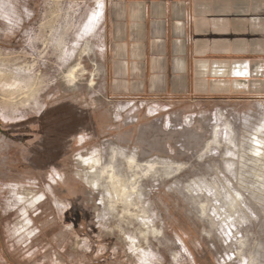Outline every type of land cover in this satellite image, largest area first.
<instances>
[{"label":"rangeland","instance_id":"374dc122","mask_svg":"<svg viewBox=\"0 0 264 264\" xmlns=\"http://www.w3.org/2000/svg\"><path fill=\"white\" fill-rule=\"evenodd\" d=\"M248 2L222 0L246 19L222 59L251 64L249 88L139 141L110 133L139 95L119 92L105 2L0 0V264H264V0Z\"/></svg>","mask_w":264,"mask_h":264},{"label":"crops","instance_id":"0c3cea01","mask_svg":"<svg viewBox=\"0 0 264 264\" xmlns=\"http://www.w3.org/2000/svg\"><path fill=\"white\" fill-rule=\"evenodd\" d=\"M103 1L106 45L113 74L120 80L119 92L135 90L139 95L114 120L113 130L121 124L116 134H135L133 138L146 141L141 134L178 133L179 127L167 126V119L171 123L180 115L184 122L202 111L201 103L221 102L215 89L249 88L251 64L236 62L229 67L222 59V31L245 19L223 10L222 0ZM246 1L250 6L251 0ZM160 120L164 125L148 129ZM184 126L189 129L185 122ZM157 149L164 150L162 145ZM166 149L176 151L175 146Z\"/></svg>","mask_w":264,"mask_h":264},{"label":"flooded vegetation","instance_id":"af4514ba","mask_svg":"<svg viewBox=\"0 0 264 264\" xmlns=\"http://www.w3.org/2000/svg\"><path fill=\"white\" fill-rule=\"evenodd\" d=\"M0 124H2V120H0ZM174 153V152H173ZM76 207V206H75ZM69 212V211H68ZM67 212V215L70 216H73L75 218L74 221L78 222V227L81 226V231H84L85 233L88 234V230L86 229V219H85V215L83 214L82 210L79 209L78 207H76L75 209L74 208H70V213ZM81 224V225H80ZM77 228V227H76ZM79 229V230H80Z\"/></svg>","mask_w":264,"mask_h":264},{"label":"bare ground","instance_id":"6f19581e","mask_svg":"<svg viewBox=\"0 0 264 264\" xmlns=\"http://www.w3.org/2000/svg\"><path fill=\"white\" fill-rule=\"evenodd\" d=\"M101 12H103V9L102 8H100L99 10H98V13H99V15H101ZM99 15H98V17H99ZM96 19H97V16L95 17ZM93 23H94V21H93ZM94 158V157H93ZM89 160H90V158H89ZM84 165H89L90 164V161H86V159L84 160ZM90 167V166H89ZM88 167V168H89ZM95 167V166H94ZM91 168V167H90ZM138 169V168H137ZM88 170V169H87ZM92 170V169H91ZM115 170V169H114ZM91 173V171H87V182H88V184H91V185H95L96 183H95V180H93V179H91L90 177H89V174ZM92 175V174H91ZM135 177V176H134ZM138 177V176H137ZM132 181V180H131ZM120 184V183H119ZM123 185V184H122ZM127 187V186H126ZM128 190V189H127ZM121 191H122V193H124V195L126 196L127 194H126V189L125 188H123V189H121ZM120 191V192H121ZM129 194V193H128ZM126 198H128V197H126ZM127 200V202H130V200L129 199H126ZM130 214V213H129ZM131 216H133V215H131ZM140 217H144V219L146 218L145 216H140V215H136V218L137 219H139ZM144 223V225L145 226H147V222L145 221V222H143ZM142 223V224H143ZM154 236H159V235H156L155 233H154Z\"/></svg>","mask_w":264,"mask_h":264},{"label":"trees","instance_id":"16d2710c","mask_svg":"<svg viewBox=\"0 0 264 264\" xmlns=\"http://www.w3.org/2000/svg\"><path fill=\"white\" fill-rule=\"evenodd\" d=\"M131 111H129L128 112V114H129V116L131 115ZM121 124H119L118 126H117V130H116V128H115V130H113L114 129V127H116V126H114V124H113V126H111V127H109L110 129H111V131H110V133H112V134H116L115 132H120V130H121ZM122 126H123V124H122ZM112 127H113V129H112Z\"/></svg>","mask_w":264,"mask_h":264}]
</instances>
